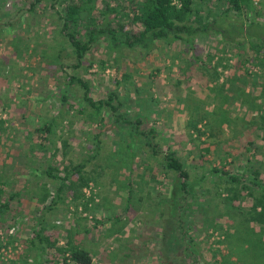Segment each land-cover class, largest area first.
<instances>
[{
  "label": "rangeland",
  "instance_id": "374dc122",
  "mask_svg": "<svg viewBox=\"0 0 264 264\" xmlns=\"http://www.w3.org/2000/svg\"><path fill=\"white\" fill-rule=\"evenodd\" d=\"M68 1L0 0V264H34L37 256L62 264L72 246L89 251L93 264H192L175 224L163 239L161 205L174 195L176 175L142 137L117 127L111 110L96 115L72 76L90 84L95 101L115 94L120 113L155 129L161 151L186 165L193 188L183 220L199 264H264L251 190L242 185L230 201L236 189L208 173L249 167L264 180V63L253 62L250 44L232 49L215 35L193 46L159 41L141 58L102 38L74 68L59 18ZM253 1L260 15L248 17L264 23V0ZM141 3L94 0L85 13L92 21L75 30L80 38L113 27L125 40L141 29L133 20ZM196 4L204 15L224 8L221 0ZM85 161L81 175L63 182ZM36 228L56 245H39Z\"/></svg>",
  "mask_w": 264,
  "mask_h": 264
},
{
  "label": "trees",
  "instance_id": "16d2710c",
  "mask_svg": "<svg viewBox=\"0 0 264 264\" xmlns=\"http://www.w3.org/2000/svg\"><path fill=\"white\" fill-rule=\"evenodd\" d=\"M41 1V0H38ZM56 1V0H52ZM94 0H69L65 7V13L62 15L59 13V18L62 21V31L68 38V41L73 48L74 56L77 60V64L74 68H78L82 65V60L85 55L91 51V49L100 41L105 38L109 43V47L112 51H131L137 52L141 58L147 56L153 49H155L157 42L161 41L167 45H174L177 43H185L190 46L194 45V41L198 37L203 36H220L226 45L232 49H245L247 43L255 52L256 56H252L253 62L258 66L264 63V56H261L262 48L264 47V23L257 22L248 17L251 13L260 15L258 10L254 6L253 0H221L224 8L218 14L207 13L204 15L201 11V7L196 4V0H141V7L139 13L133 19L141 25V29L129 33L125 40H122L118 35L116 29L113 27H93L89 29L86 35H81L80 38L75 28L82 24L83 21H92V17L85 16L88 9L92 8ZM94 8V6H93ZM52 9L55 10L54 5ZM90 13V11H89ZM231 13L239 16L240 21L232 18ZM246 16V20L243 19ZM131 57V56H130ZM263 66V65H262ZM70 84H77L83 90L85 94V102L88 106L99 115L103 110L108 109L115 115V125L120 128L127 127L130 137L133 139L135 136L142 137L146 142V145L150 153L157 157L159 155L163 158V168L169 173L176 175L177 188L174 195L169 202H164L161 205V219L164 226L163 239H167V229H170L172 224H175V228L180 231V242L186 243V249L184 250L192 264H199V260L193 256L196 251H199L198 247L192 240H188V233L183 217L188 208V197L191 193V174L183 163V161L174 152H162L159 144L155 142L158 137V133L155 129L145 130L142 128L141 120H130L120 113V104L115 94H111L106 100L95 101L90 96V84L83 79L77 77H67ZM63 103L67 104V97L63 96ZM99 149V144L97 146ZM251 150V149H250ZM249 150V151H250ZM204 161H208L205 158ZM88 161H85L77 166L72 167L68 174L63 179V182L69 179L73 174L81 175L84 168L87 166ZM209 175L217 177L221 180H225L228 184H232L234 196L229 197L228 200H236L237 195L240 194V187L242 185L245 189H250L248 194L251 196L254 206V217L260 223L264 224V180H262V172L255 168H246V170L240 174L232 173L223 167H212ZM50 174V173H49ZM206 174L202 179H206ZM83 186H87L89 181L84 178L81 179ZM236 185V186H234ZM64 186H61L58 192L63 190ZM238 190V191H237ZM232 193V194H233ZM55 199L54 202H56ZM3 206H0V215L3 214ZM233 208H235L233 206ZM169 216L172 219V223H165V216ZM40 222V221H39ZM170 224V225H169ZM36 239L39 241V245L47 244L48 246H55L56 243H50L49 236H43L40 234L38 228L35 231ZM194 249V250H193ZM196 250V251H195ZM69 253L62 261V264H93L92 254L78 246H72L68 250H64ZM47 264L42 260L41 256H37L34 260V264Z\"/></svg>",
  "mask_w": 264,
  "mask_h": 264
}]
</instances>
